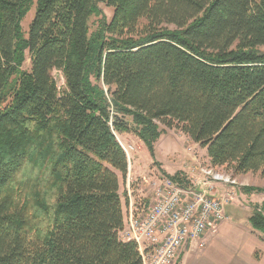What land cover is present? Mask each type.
<instances>
[{
    "label": "trees",
    "instance_id": "trees-1",
    "mask_svg": "<svg viewBox=\"0 0 264 264\" xmlns=\"http://www.w3.org/2000/svg\"><path fill=\"white\" fill-rule=\"evenodd\" d=\"M159 123L264 175V0H0V264H140L114 132L152 153Z\"/></svg>",
    "mask_w": 264,
    "mask_h": 264
},
{
    "label": "rangeland",
    "instance_id": "rangeland-1",
    "mask_svg": "<svg viewBox=\"0 0 264 264\" xmlns=\"http://www.w3.org/2000/svg\"><path fill=\"white\" fill-rule=\"evenodd\" d=\"M100 8L105 13L106 20L109 21L113 14V8L104 3L100 4ZM32 15L33 10L21 22L24 32H27V26ZM95 21V18L90 21L92 30L95 28ZM25 57L22 68L29 70L30 54L27 51ZM52 75L58 87L62 89L64 87L62 72L54 69ZM159 131L160 134L153 143L152 153L146 144L132 132L120 133L115 131L119 140L133 147L130 150L131 159L129 163L131 167L128 168L124 179L119 176V194L122 208L123 202L127 198V180H130L129 184L134 194L144 196L147 201L149 197L139 191L143 188L141 177L150 179L154 176H171L169 174L177 173L179 177L173 179L187 185L191 181L189 176L196 174L200 166L211 167L214 172L229 178L233 182L215 185L213 191H210L207 186L204 187L207 191L216 192L214 195L219 198L222 195L220 193H224L223 196L226 197V201H224L223 209L226 218L216 231L208 235L209 238L213 235L214 237L210 239L207 237L203 248L183 250L180 254V264H264V242L258 239L264 234L256 230L255 232L249 231L250 224L248 221L256 207L255 205L261 202V196L264 195V191H257V189H264V175L259 171L234 174L228 167L212 166L205 154V149L194 143L175 126L166 127L159 123ZM165 171L169 174H166ZM236 175L238 176L236 177ZM181 177H185L187 183L182 181ZM244 187L250 190L245 191ZM146 190L147 188H144V191Z\"/></svg>",
    "mask_w": 264,
    "mask_h": 264
},
{
    "label": "built area",
    "instance_id": "built-area-1",
    "mask_svg": "<svg viewBox=\"0 0 264 264\" xmlns=\"http://www.w3.org/2000/svg\"><path fill=\"white\" fill-rule=\"evenodd\" d=\"M116 139L129 162L133 147L117 136ZM189 178L190 183L184 185L167 175L141 177L143 188L139 191L149 197L147 201L134 194L127 180L123 224L118 236L134 244L140 264H180L181 252L203 248L208 235L226 218V197H216V192L210 191L215 185L233 182L211 167L201 166Z\"/></svg>",
    "mask_w": 264,
    "mask_h": 264
},
{
    "label": "crops",
    "instance_id": "crops-1",
    "mask_svg": "<svg viewBox=\"0 0 264 264\" xmlns=\"http://www.w3.org/2000/svg\"><path fill=\"white\" fill-rule=\"evenodd\" d=\"M205 149V148H204ZM205 151V154H206V156H207V153H206V149L204 150ZM208 158V157H207ZM158 162V161H157ZM128 167H129V169H130V167H131V165H129L128 164ZM159 168L160 169H162L160 166H159ZM163 170V169H162ZM130 171V170H129ZM166 172V171H165ZM166 174H169V173H167L166 172ZM191 174V173H190ZM189 174V175H190ZM169 175H173V174H169ZM238 175H236V177H237ZM190 177V176H189ZM220 194H222L220 197H222L223 195H224V193H220ZM264 198V195L263 196H261V201H262V199ZM261 203V202H260ZM248 230V229H247ZM250 230H252L253 232H255V230H253L252 228H251V226H250V229H249V231ZM216 235V234H215ZM255 235V234H254ZM214 237V235L213 236H211L210 238H213ZM208 238H209V236H208ZM209 238V239H210ZM259 239V241H262V242H264V236H262V237H260V238H258ZM250 255V254H249ZM249 255H247V256H249ZM182 262H184L183 260H182ZM184 264V263H183Z\"/></svg>",
    "mask_w": 264,
    "mask_h": 264
}]
</instances>
